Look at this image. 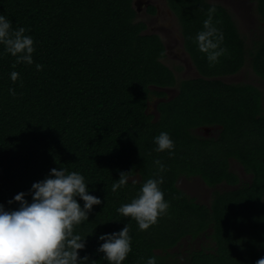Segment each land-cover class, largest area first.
Wrapping results in <instances>:
<instances>
[{"label":"trees","instance_id":"1","mask_svg":"<svg viewBox=\"0 0 264 264\" xmlns=\"http://www.w3.org/2000/svg\"><path fill=\"white\" fill-rule=\"evenodd\" d=\"M264 23V0H253ZM177 15L184 45L198 77L179 78L163 59L166 44L147 32L134 0H0V15L13 28L24 27L35 43L33 64H17L0 45V203L28 192L53 167L84 175L90 194L101 198L88 221L74 229L85 237L87 264H108L96 249L101 233L126 224L132 251L122 264H256L264 257V91L253 83L226 82L247 63L264 81V38L248 45L232 12L209 0H167ZM224 34L228 49L209 66L195 43L207 10ZM149 11L155 13L151 6ZM41 65L37 70L36 65ZM19 73L13 83L10 73ZM178 87L173 98L162 88ZM15 90V96L9 89ZM163 98L156 118L148 111L152 96ZM218 127L216 135L197 128ZM167 132L174 155L154 151L153 137ZM167 171L160 186L170 202L169 215L146 231L116 209L139 192L157 173L154 160ZM232 159L252 175L241 183ZM128 172L126 187L112 184ZM140 175L135 184L132 177ZM199 176L216 189L210 205L178 186L181 176ZM31 201V195H26ZM81 206L83 201H79ZM211 229L213 249L189 253L185 262L171 250L186 237Z\"/></svg>","mask_w":264,"mask_h":264},{"label":"clouds","instance_id":"2","mask_svg":"<svg viewBox=\"0 0 264 264\" xmlns=\"http://www.w3.org/2000/svg\"><path fill=\"white\" fill-rule=\"evenodd\" d=\"M215 7L207 10V19L203 28L195 36V43L204 53L209 66L219 62L228 49L223 45L224 34L213 22ZM24 27L13 28L12 21L0 15V45L4 52L15 57L13 68L17 64H33L35 43L31 35H26ZM37 64V70L41 69ZM10 79L15 83L19 73L12 71ZM15 96V90L9 89ZM154 151L174 155L175 141L169 133L160 132L153 137ZM157 173L145 180L139 192L128 203L121 204L116 212L121 217L136 221L139 230L146 231L155 225L159 218L169 215L170 202L165 199L161 185L167 166L159 159L154 160ZM128 172H121L119 179L112 184L116 192L126 187L130 177ZM132 184L136 180H131ZM88 183L83 174L69 171L67 168L53 167L41 180L33 182L28 192L21 191L9 205L18 202L15 209L0 203V264H87L89 257L80 256L78 250L85 248V237L74 233L76 226L88 221L94 205H100V197L90 194ZM31 195V201L26 195ZM80 200L83 201L81 206ZM97 239L103 241L96 251L103 253L108 264H122L132 251L129 226L126 224L119 231L101 233ZM146 264H157L155 256H150ZM256 264H264V257Z\"/></svg>","mask_w":264,"mask_h":264},{"label":"rangeland","instance_id":"3","mask_svg":"<svg viewBox=\"0 0 264 264\" xmlns=\"http://www.w3.org/2000/svg\"><path fill=\"white\" fill-rule=\"evenodd\" d=\"M211 2L222 3L233 14L240 28V31L246 37L249 46H252L253 41L264 38V23L260 20L256 9V2L253 0H209ZM149 4H157L160 7V14L154 16L149 11L145 3L134 5L138 11V19L148 23V33L155 32L163 37L167 44V55L163 61L174 69L179 78H193L200 74L193 64L190 56L184 48V39L181 31V26L177 15L170 9L167 0H149ZM226 82L238 83L248 82L253 83L264 91V81L253 71L250 63H247L238 73L230 76H225ZM167 98H173L178 93V87L162 88ZM159 97L155 95L149 101L148 111L156 118L159 116L157 105ZM205 130H196V133L203 135ZM208 133V132H207ZM217 130L212 135H216ZM232 169L235 170L241 179V183L249 182L252 175L247 173L243 166L236 160L231 161ZM131 179H140V175H136ZM178 186L190 196L196 198L199 202L210 205L213 192L216 189L229 190L235 188L227 183H221L217 187L208 186L205 181L199 176H181L178 179ZM211 229L204 232L196 238L186 237L180 244L174 247L171 251L176 253V258L181 262H185L189 253L194 249L206 247L213 249L215 246L211 238Z\"/></svg>","mask_w":264,"mask_h":264},{"label":"flooded vegetation","instance_id":"4","mask_svg":"<svg viewBox=\"0 0 264 264\" xmlns=\"http://www.w3.org/2000/svg\"><path fill=\"white\" fill-rule=\"evenodd\" d=\"M134 2H135V4H137L138 5V10L140 9V3L142 4V2L143 3H145L146 4V6L148 7V8H150L151 6H154L155 8H156V11H155V13H152L151 12V14L153 15V17L154 16H158L161 12H160V7L157 5V4H149L148 2H149V0H134ZM171 9V8H170ZM172 10V9H171ZM147 23V22H146ZM147 25H148V23H147ZM147 30H148V28H147ZM182 31V30H181ZM183 35V34H182ZM163 38V37H162ZM183 39H184V37H183ZM166 44V43H165ZM184 48H185V45H184ZM166 49H167V44H166ZM185 50H186V48H185ZM186 52H187V50H186ZM188 53V52H187ZM188 55H189V53H188ZM190 56V55H189ZM191 58V57H190ZM192 60V59H191ZM160 100H163V98H159V100H158V102L160 101ZM199 129V131H202V130H205L206 132L205 133H203L204 135H206V136H213L212 134H213V132H215V130H217L218 129V127H212V126H210V127H206V128H197L196 130H198ZM195 130V131H196ZM208 132V133H207ZM233 160V159H232ZM212 188V187H211ZM188 194V193H187ZM192 197V196H191ZM196 199V198H195ZM197 200V199H196ZM198 201V200H197Z\"/></svg>","mask_w":264,"mask_h":264}]
</instances>
